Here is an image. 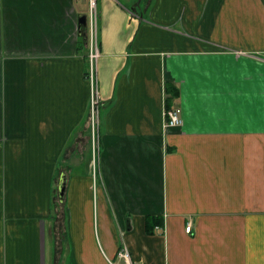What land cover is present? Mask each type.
<instances>
[{"label": "crops", "instance_id": "crops-1", "mask_svg": "<svg viewBox=\"0 0 264 264\" xmlns=\"http://www.w3.org/2000/svg\"><path fill=\"white\" fill-rule=\"evenodd\" d=\"M87 10L0 0V264H264V0H98L96 158Z\"/></svg>", "mask_w": 264, "mask_h": 264}, {"label": "built area", "instance_id": "built-area-1", "mask_svg": "<svg viewBox=\"0 0 264 264\" xmlns=\"http://www.w3.org/2000/svg\"><path fill=\"white\" fill-rule=\"evenodd\" d=\"M87 78L91 85L90 97V113H89V126L91 129V147L93 156L99 153L100 141L98 134V126L100 122V111L102 106V95L100 91V82L98 75V63L101 57L100 41H99V15H98V0H88L87 10ZM183 123L180 108H167L165 111V127L180 126ZM192 224L189 223L186 227L187 232H191ZM118 256L123 262H112V264H142L134 261L130 251L125 247L121 248Z\"/></svg>", "mask_w": 264, "mask_h": 264}, {"label": "trees", "instance_id": "trees-1", "mask_svg": "<svg viewBox=\"0 0 264 264\" xmlns=\"http://www.w3.org/2000/svg\"><path fill=\"white\" fill-rule=\"evenodd\" d=\"M85 33H86V29H85ZM166 91L169 94V96L167 97V102H168L167 108H170L174 98L177 97L178 91L171 84H166ZM153 219L155 221H149L148 219V229H151L153 228V226L160 223L159 220H157V218H153Z\"/></svg>", "mask_w": 264, "mask_h": 264}, {"label": "water", "instance_id": "water-1", "mask_svg": "<svg viewBox=\"0 0 264 264\" xmlns=\"http://www.w3.org/2000/svg\"><path fill=\"white\" fill-rule=\"evenodd\" d=\"M87 26V15L86 14H83L80 16L79 18V28H80V31H82V28L83 27H86ZM66 183V175H64L62 177V181L60 183V187H59V195L61 198H63L64 196V192H65V184Z\"/></svg>", "mask_w": 264, "mask_h": 264}, {"label": "flooded vegetation", "instance_id": "flooded-vegetation-1", "mask_svg": "<svg viewBox=\"0 0 264 264\" xmlns=\"http://www.w3.org/2000/svg\"><path fill=\"white\" fill-rule=\"evenodd\" d=\"M86 29V28H85Z\"/></svg>", "mask_w": 264, "mask_h": 264}]
</instances>
